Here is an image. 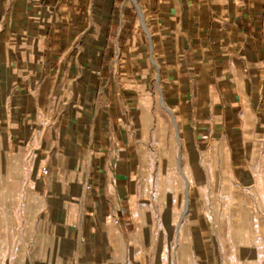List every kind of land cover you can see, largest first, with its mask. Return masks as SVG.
Listing matches in <instances>:
<instances>
[{
  "label": "crops",
  "instance_id": "obj_1",
  "mask_svg": "<svg viewBox=\"0 0 264 264\" xmlns=\"http://www.w3.org/2000/svg\"><path fill=\"white\" fill-rule=\"evenodd\" d=\"M208 148L251 193L264 179V0H0V261L22 227L18 264L33 241L39 264H110L147 150L186 188Z\"/></svg>",
  "mask_w": 264,
  "mask_h": 264
},
{
  "label": "rangeland",
  "instance_id": "obj_2",
  "mask_svg": "<svg viewBox=\"0 0 264 264\" xmlns=\"http://www.w3.org/2000/svg\"><path fill=\"white\" fill-rule=\"evenodd\" d=\"M175 146L177 155L179 148L177 144ZM147 152L143 166V189L138 201L141 206L138 213L140 228L131 239L130 250L127 248L112 254L110 264H264L263 178L251 193V186L241 184L233 177L228 163H220L222 149L196 151L188 165L192 182L188 180L191 208L184 215L185 180L179 174L180 169L178 171L174 164L179 180H168L166 173L169 171L166 172L162 164V149L154 152L160 164H153L152 152ZM178 158L180 161L181 153ZM172 181L177 183L179 195L164 198ZM24 200L18 198L14 204L19 220L23 217L21 208ZM173 218L175 227H170ZM196 222L207 224V256L201 250V236L193 226ZM14 230L19 243L0 264H18L20 244L24 239L23 228ZM14 230L11 229V232ZM27 249L26 264H39L34 256V241Z\"/></svg>",
  "mask_w": 264,
  "mask_h": 264
},
{
  "label": "bare ground",
  "instance_id": "obj_3",
  "mask_svg": "<svg viewBox=\"0 0 264 264\" xmlns=\"http://www.w3.org/2000/svg\"><path fill=\"white\" fill-rule=\"evenodd\" d=\"M162 104H163V101H162ZM166 109V108H165ZM174 122V121H173ZM179 169H180V172L182 173V174H184V172H183V170H182V167L180 166L179 167ZM190 183H189V181L187 180V186H186V188H185V207H184V211H183V214L185 215V214H187L188 213V211L190 210V208H191V205H190V199H189V189H190V185H189ZM171 225L173 226L174 224H173V222H171ZM181 229V228H180Z\"/></svg>",
  "mask_w": 264,
  "mask_h": 264
}]
</instances>
